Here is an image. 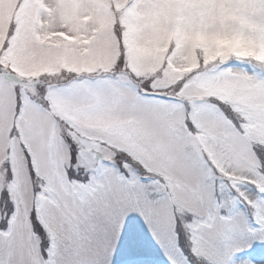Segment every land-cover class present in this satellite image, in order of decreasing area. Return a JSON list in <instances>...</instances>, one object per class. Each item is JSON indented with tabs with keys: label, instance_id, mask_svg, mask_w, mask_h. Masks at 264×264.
Returning <instances> with one entry per match:
<instances>
[{
	"label": "snow or ice",
	"instance_id": "snow-or-ice-1",
	"mask_svg": "<svg viewBox=\"0 0 264 264\" xmlns=\"http://www.w3.org/2000/svg\"><path fill=\"white\" fill-rule=\"evenodd\" d=\"M264 264V0H0V264Z\"/></svg>",
	"mask_w": 264,
	"mask_h": 264
},
{
	"label": "rangeland",
	"instance_id": "rangeland-1",
	"mask_svg": "<svg viewBox=\"0 0 264 264\" xmlns=\"http://www.w3.org/2000/svg\"><path fill=\"white\" fill-rule=\"evenodd\" d=\"M143 251L147 255L132 256L122 249L115 259L120 264H167V257L163 249L154 240L147 243Z\"/></svg>",
	"mask_w": 264,
	"mask_h": 264
}]
</instances>
